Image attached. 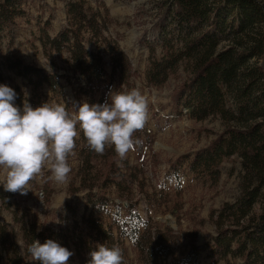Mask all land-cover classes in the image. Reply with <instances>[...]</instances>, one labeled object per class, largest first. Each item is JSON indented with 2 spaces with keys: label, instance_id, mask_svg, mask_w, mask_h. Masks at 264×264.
<instances>
[{
  "label": "trees",
  "instance_id": "obj_1",
  "mask_svg": "<svg viewBox=\"0 0 264 264\" xmlns=\"http://www.w3.org/2000/svg\"><path fill=\"white\" fill-rule=\"evenodd\" d=\"M27 2L0 0V83L8 82L16 91L18 106H23L25 90L12 84L9 75L30 89L26 98L34 108L52 101L70 113L73 104L84 100L104 103L114 82L113 91L130 89L134 72L129 60L105 38L107 18L85 0L67 3L66 24L54 37L47 33L49 21L38 31L50 71L9 53L12 31L16 20L26 16ZM156 6L154 39L144 43L146 84L160 87L183 67L188 78L173 93L172 106H182L193 121L218 119L224 126L206 147L171 163V172L177 175L184 165L194 180L214 185L223 161L235 157L240 165L238 195L210 216L214 236L206 244L209 264H264V0H158ZM63 53L57 67L54 56ZM62 79L72 87L75 101L67 98ZM134 138L142 141L134 148L138 154L151 143L144 129ZM67 160L71 201L56 228L39 223L18 192L0 185V264H29L27 247L34 239H53L68 248L74 253L69 264H87L89 252L103 243L122 249L123 264H201L195 229L174 231L140 216L133 193L135 187L147 196L140 167L121 159L112 147L103 154L90 150L82 132ZM3 212H10L12 224L3 220Z\"/></svg>",
  "mask_w": 264,
  "mask_h": 264
},
{
  "label": "rangeland",
  "instance_id": "obj_2",
  "mask_svg": "<svg viewBox=\"0 0 264 264\" xmlns=\"http://www.w3.org/2000/svg\"><path fill=\"white\" fill-rule=\"evenodd\" d=\"M69 1L71 0H28L24 6L26 16L16 20V27L12 31L9 53L21 58L26 64L50 71V64L38 41V31L49 21L47 33L54 37L66 24V5ZM85 1L93 11L98 10L107 18L105 38L114 41L129 60L134 75L128 90L138 88L149 100L148 119L143 129L150 135L151 143L143 147L140 154L134 149L125 157L130 165L141 168L140 178L144 181V192L150 198L148 201L147 196L134 187L133 193L139 198L138 212L143 219L150 217L151 222H160L174 231L179 229L191 232L195 229L201 264H209L206 244L214 236L210 216L238 195L239 162L235 157L223 161L220 177L214 185L194 180L184 165L178 174L174 175L170 164L179 157L192 156L197 150L206 147L223 131L224 126L218 119L193 121L186 116V110L182 106H172L173 93L188 78V73L183 67L160 87H150L146 84L144 73L148 63V51L144 43L154 39L152 26L156 20L158 0ZM102 5L107 9L106 13L103 12ZM7 43L8 40L4 45ZM65 56L64 53L54 56L57 67H61V60ZM104 60L106 73L110 74L108 56H105ZM58 74L63 73L59 71ZM9 81L30 95V89L24 87L20 79L9 75ZM61 83L69 101H75L72 87L64 79ZM115 87L114 82L111 91ZM122 91L127 89L123 87ZM49 103L53 104L52 101ZM3 179V172L0 170V181ZM70 179L69 173L68 183L58 184L52 177L50 165H46L42 173L30 181L31 190L27 194L21 195L18 192V199L29 209L30 215H35L39 223L56 228L59 216H64V205L71 201L67 193ZM82 195L74 196L73 199ZM2 218L6 223L12 224L10 212H3ZM15 233L17 241L21 244L19 228H15ZM125 247L129 258L133 259L134 251L128 241H125ZM28 262L38 264L32 259Z\"/></svg>",
  "mask_w": 264,
  "mask_h": 264
},
{
  "label": "clouds",
  "instance_id": "obj_3",
  "mask_svg": "<svg viewBox=\"0 0 264 264\" xmlns=\"http://www.w3.org/2000/svg\"><path fill=\"white\" fill-rule=\"evenodd\" d=\"M17 95L12 87L0 83V170L4 176L0 185L7 192L27 194L30 181L46 165L58 184H67L71 171L67 157L81 132L90 150L103 154L106 147H112L121 159L142 143L134 134L145 127L149 100L138 88L110 90L104 103L84 100L73 104L71 113L58 103L45 102L34 108L26 91L20 107ZM27 252L38 264H69L74 255L53 239L43 243L34 239ZM89 256L87 264H123L118 245L96 244Z\"/></svg>",
  "mask_w": 264,
  "mask_h": 264
}]
</instances>
